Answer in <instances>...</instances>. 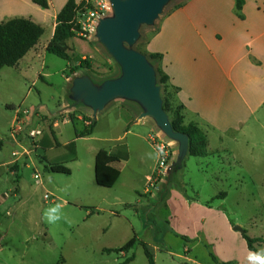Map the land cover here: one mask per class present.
Wrapping results in <instances>:
<instances>
[{
  "label": "rangeland",
  "instance_id": "374dc122",
  "mask_svg": "<svg viewBox=\"0 0 264 264\" xmlns=\"http://www.w3.org/2000/svg\"><path fill=\"white\" fill-rule=\"evenodd\" d=\"M184 2L170 0L155 24L141 26L132 47L146 50L163 17ZM95 34L70 38L75 57L68 60L43 48L50 37L46 30L33 57L30 52L16 66L0 70V136L5 139L0 155L7 160L12 156L9 135L16 108L20 116L28 108L27 114L38 123L19 139L23 155L31 159L21 166L14 163V174L7 169L0 175V264H119L131 255L130 264H149L141 243L125 252L105 251L122 247L135 235L149 245L155 264H249L252 251L243 231L234 227L262 237L255 246L264 252V139L254 144L227 139V151L220 149L206 158L188 152L181 168L173 166L178 142L149 118L139 121L141 110L134 102L115 100L94 116L89 107L70 98L76 76L86 74L100 84L120 73ZM160 86L163 101L172 106L174 89L168 83ZM64 102L67 110L53 113ZM70 114L78 117L76 126ZM57 119L53 129L59 144L50 128ZM93 119V133L78 138L76 127L82 130ZM44 135L49 139L42 143ZM152 137L156 148L163 141L170 153L164 180L157 179L158 153ZM102 148L127 155L115 163L122 173L111 188L95 180V157ZM57 163L72 173L48 169ZM145 189L155 194H144ZM185 195L190 199L184 202ZM57 204L61 218L48 223L45 212Z\"/></svg>",
  "mask_w": 264,
  "mask_h": 264
},
{
  "label": "crops",
  "instance_id": "0c3cea01",
  "mask_svg": "<svg viewBox=\"0 0 264 264\" xmlns=\"http://www.w3.org/2000/svg\"><path fill=\"white\" fill-rule=\"evenodd\" d=\"M49 1L50 7L42 8L33 0H0V22L17 17L35 21L44 28V33L50 32L43 45L47 50L57 26V16L69 0ZM82 1L76 0L77 3ZM35 48H39L38 43L27 54ZM146 50L162 55L161 67L169 76V86L174 89L171 103L182 106L185 123L195 122L207 136L209 154L199 157L206 158L220 149L227 151L223 145L227 139L233 143L244 139L250 144H254L255 139H264V0H245L241 9L237 8L236 0H185L163 17L158 30L148 40ZM68 105L61 103L53 113L67 110ZM20 111L16 108L14 123H11V127L15 126L9 135L12 156L7 160L0 155V175L6 174L7 169L14 174L11 171L14 163L21 166L23 160L31 159L23 155L24 146L19 139L38 123L32 119V114H27L28 108L23 110L26 112L23 116L19 115ZM145 118L148 117L139 115L138 120ZM58 121L53 120L54 128ZM41 139L43 143L49 138L44 135ZM0 140L3 142L1 152L5 139L0 136ZM147 192L155 194L145 189L144 194ZM188 199L190 197L185 195L182 201ZM169 202L170 197L167 204Z\"/></svg>",
  "mask_w": 264,
  "mask_h": 264
},
{
  "label": "water",
  "instance_id": "95a60500",
  "mask_svg": "<svg viewBox=\"0 0 264 264\" xmlns=\"http://www.w3.org/2000/svg\"><path fill=\"white\" fill-rule=\"evenodd\" d=\"M170 0H110L111 14L100 18L96 38L119 66V75L98 84L89 75H78L70 86V98L89 107L94 116L118 99L141 108L140 118H151L170 139L178 142L179 153L173 166L181 168L190 137L174 129L164 109L161 86L154 63L132 46L140 37L142 25H153ZM169 171V169H168ZM243 231L239 225L234 227Z\"/></svg>",
  "mask_w": 264,
  "mask_h": 264
},
{
  "label": "trees",
  "instance_id": "16d2710c",
  "mask_svg": "<svg viewBox=\"0 0 264 264\" xmlns=\"http://www.w3.org/2000/svg\"><path fill=\"white\" fill-rule=\"evenodd\" d=\"M33 2L42 8L50 7L49 0H33ZM83 3L84 1L77 3L76 0H69L59 12L54 35L47 46L48 52L64 59H74L75 56L68 43V39L78 34L73 20L77 7ZM236 4L237 8L241 9L245 4V0H236ZM43 34L44 28L29 18L17 17L0 22V70L4 67L16 66L20 60H22L26 54L36 46ZM142 52L156 64L158 83L160 85L167 84L169 76L164 72L160 64L162 55L160 53H150L147 50H142ZM173 106V104L172 106H169L164 98V109L170 114V116L175 115V118L171 119L174 129L186 133L190 137L189 154L192 156H207L209 153L205 132L195 122L185 123L181 105L177 106L179 110L176 111H174ZM70 120L75 126L79 121L78 117L74 114H70ZM95 126L96 119H93L91 124L84 125L82 130H79L76 127V136L79 138L91 135ZM50 128L56 143L59 144L53 126ZM1 144H3V142L0 140V146ZM124 158H127V155L113 153L105 148L100 149L95 157L96 182L104 187H113L121 176V170L115 165V163ZM48 169L53 172L65 174L72 173L71 168L63 163L51 164ZM243 236L247 241L249 249L257 252L258 250L255 243L263 240L262 237H251L246 230H243ZM137 243L143 245L149 264H155L153 251L147 243L140 241L136 235L122 247L114 249L107 248L105 251L125 252L131 250ZM133 259L134 256L131 255L124 262L119 264H130ZM224 264L230 263L226 262Z\"/></svg>",
  "mask_w": 264,
  "mask_h": 264
},
{
  "label": "built area",
  "instance_id": "2783aa9c",
  "mask_svg": "<svg viewBox=\"0 0 264 264\" xmlns=\"http://www.w3.org/2000/svg\"><path fill=\"white\" fill-rule=\"evenodd\" d=\"M111 12V3L110 0H84L82 5H79L76 9V14L74 17V25L77 29L79 35L88 37L96 31V26L103 16ZM152 146L158 153V170H157V179L164 180L168 169H169V150L163 141L157 143V148L155 147L156 139L151 138ZM39 178V175H38ZM152 180V177L149 178ZM151 194H154L151 192ZM47 198H50V194L47 193Z\"/></svg>",
  "mask_w": 264,
  "mask_h": 264
},
{
  "label": "clouds",
  "instance_id": "9594fccd",
  "mask_svg": "<svg viewBox=\"0 0 264 264\" xmlns=\"http://www.w3.org/2000/svg\"><path fill=\"white\" fill-rule=\"evenodd\" d=\"M60 207L61 205L57 204L45 212V218L48 223H55L61 218ZM247 260L249 264H264V252H249Z\"/></svg>",
  "mask_w": 264,
  "mask_h": 264
}]
</instances>
